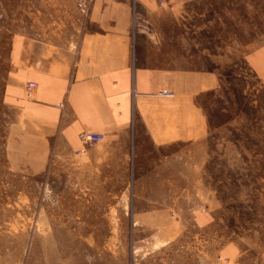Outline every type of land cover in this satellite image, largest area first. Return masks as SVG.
<instances>
[{
	"label": "rangeland",
	"instance_id": "1",
	"mask_svg": "<svg viewBox=\"0 0 264 264\" xmlns=\"http://www.w3.org/2000/svg\"><path fill=\"white\" fill-rule=\"evenodd\" d=\"M169 2L173 61L187 63L173 67L213 70L221 87L203 98L202 144L132 161L105 139L43 140L3 98L23 9L50 18L57 3L0 0V264L264 262V0Z\"/></svg>",
	"mask_w": 264,
	"mask_h": 264
},
{
	"label": "crops",
	"instance_id": "2",
	"mask_svg": "<svg viewBox=\"0 0 264 264\" xmlns=\"http://www.w3.org/2000/svg\"><path fill=\"white\" fill-rule=\"evenodd\" d=\"M55 1L50 18L38 7L23 9L24 22L10 43H16L10 47L13 59L2 77L3 98L39 125L38 137L78 152L80 133L101 134L132 161L209 137L203 98L218 92L221 78L213 70L173 67L187 63L173 61L179 56L172 15L163 9L170 2L88 0L81 14L79 0ZM29 82L36 87L27 97ZM44 144L39 155L25 160L32 169L43 166Z\"/></svg>",
	"mask_w": 264,
	"mask_h": 264
},
{
	"label": "built area",
	"instance_id": "3",
	"mask_svg": "<svg viewBox=\"0 0 264 264\" xmlns=\"http://www.w3.org/2000/svg\"><path fill=\"white\" fill-rule=\"evenodd\" d=\"M167 3H169V0H160L159 1V6H164ZM88 6H89V1L88 0H79L77 2V9L81 14H86L88 11ZM36 87L35 83L29 82L27 85L24 87L25 89V94L27 97H30L32 94L33 89ZM168 93L162 92L161 95L166 96ZM79 142L81 143L82 146H88V145H94L98 142H101L104 140V136L101 134L97 133H92V132H82L78 136Z\"/></svg>",
	"mask_w": 264,
	"mask_h": 264
}]
</instances>
